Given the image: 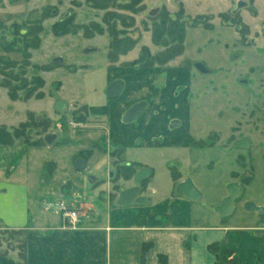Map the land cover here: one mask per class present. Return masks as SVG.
<instances>
[{
  "label": "crops",
  "instance_id": "obj_1",
  "mask_svg": "<svg viewBox=\"0 0 264 264\" xmlns=\"http://www.w3.org/2000/svg\"><path fill=\"white\" fill-rule=\"evenodd\" d=\"M190 1L180 0L185 16H208L209 25L213 24L215 12L219 14L227 9L234 14L239 9L229 10L225 4L227 0H197L205 12L190 15ZM166 2L171 4L170 0ZM183 45L185 49L184 40ZM182 53L174 59H181L185 55ZM107 69L104 86L114 79H121L124 83L121 93L115 98L107 97L102 105L83 103L106 107V113L95 114L103 118L101 123L94 129H87L73 126L84 125L74 117V123L68 120L70 130L103 133L112 145L108 151V163L111 170H115V179L110 174L107 197L102 198L104 204L95 202L94 205L72 196L73 186L65 179L64 168L59 167L53 158H46L44 149L51 148L60 139L61 125H56L54 132L36 133L34 138L28 134L29 143L18 140L0 143V264H264V211L242 208L247 200L263 208L264 203L256 201L253 196H242L253 167L251 159L247 162L242 154L248 148L235 146L238 140L245 138L234 137L235 129L241 124V108L236 113L239 118L230 125L228 133L222 136L218 127H210L209 132L213 133L209 141L193 138L187 128L188 106L191 104L187 92L199 86V73L204 74L205 69L201 71L197 66L192 67L187 60L175 65L131 68L108 66L107 63ZM56 100L64 102L63 109L67 101L62 97L50 99L54 102V109L61 112L63 109L55 108ZM141 101L145 102L144 108L132 121H124L126 111ZM250 117L251 110L248 116L243 112L244 125L250 124ZM24 121L22 118L18 122ZM0 126L10 130L17 127V123L8 125L0 120ZM139 136L145 145L189 151L183 155L179 153L180 165L175 175L169 168L171 166L166 165L163 191L157 198L158 191L152 186L158 175L152 165L153 156L128 162L122 155L123 145L137 144ZM190 143L195 144L196 150L191 149ZM214 147L233 151L238 162V169H232L222 185L206 182L207 172L201 167V158L193 153ZM157 154L161 152L157 151ZM84 160L86 167L87 161ZM119 166H134V172L125 179L116 170ZM75 168L78 169L76 162ZM142 168L148 170L147 175L135 181V174ZM117 178L125 185L114 191L111 182ZM186 179L197 191L196 198L177 192L178 184ZM90 180L94 182V178ZM230 182L238 183L241 192L233 201L231 212L223 215L215 207L227 195ZM134 185L139 186L138 196L147 197L148 201L117 205L118 193ZM50 203H62L77 210L80 218L77 226L68 227L61 212ZM236 209L240 210L236 214L237 220L232 216ZM257 230L261 232L256 233ZM22 244L24 252L21 255Z\"/></svg>",
  "mask_w": 264,
  "mask_h": 264
},
{
  "label": "rangeland",
  "instance_id": "obj_2",
  "mask_svg": "<svg viewBox=\"0 0 264 264\" xmlns=\"http://www.w3.org/2000/svg\"><path fill=\"white\" fill-rule=\"evenodd\" d=\"M165 1L143 0L144 8L132 13L115 7L100 9L87 0H0V120L8 125L17 123L18 126V121L22 118L28 121V116L32 115L37 120L36 117L39 116L38 120L42 119L44 124L25 130L32 134L31 138L36 133L54 132L61 125L63 133L60 139L51 148L44 149L47 152L46 158H53L59 167L64 168L65 179L73 186L70 194L76 195L81 201L88 200L94 205L95 202L104 204L102 198L107 197L105 194L109 190L110 174H113V178L115 174V170H111L108 163V151L112 145H109L103 133L76 128L70 130L68 120L74 123L73 117L79 114L78 108L83 103H106L104 84L108 73L107 63L108 66H125L139 55L143 45L148 46L152 53L161 49L152 43L151 16L162 6L170 13H176L182 6L180 0H170L171 4L164 3ZM234 1L227 0L225 4L231 11L239 8L236 13L227 12L226 7V12H215L212 25H188L183 51L187 59L184 55L181 59H172L165 65L180 64L187 60L192 67L196 68L197 64H201L205 69L204 74L199 73V86L190 88L187 92V98L191 102L188 106L187 128L193 138L209 141L213 133L209 132L210 127H218L223 136L230 131V125L235 119L239 118L236 113L242 110V125L235 129L234 137L248 139V150L242 151V154L246 156L247 162L251 159L253 167L242 196H253L256 201L264 203V0H242L246 5ZM237 4L241 6L238 7ZM188 6L190 15L205 12L202 3L197 0H191ZM112 10L127 18L124 23L126 26L116 21L118 29L126 27L127 35L137 41L132 49L119 55L114 61L107 58L110 40L108 34L96 33L91 28V23H98L105 30L102 17ZM196 16L199 15L188 18ZM66 17L71 18L77 27L66 34H54L52 26ZM183 17H186L184 10ZM205 17L208 22V16ZM36 18H41L39 24L42 30L34 40L29 37V29L38 25ZM87 48L96 50L85 52ZM56 58H60L61 62L54 61ZM8 62L13 64L8 65ZM14 77L18 79L13 80ZM34 77L42 78L43 85L38 87ZM5 80L18 85L15 87V100L10 99L7 88L2 86ZM27 90L33 92L26 97ZM38 92L41 97L37 96ZM56 97L67 101L66 108L61 112L54 109V100L50 101ZM250 110V124L244 125L243 112L244 116H248ZM101 119L103 118L98 115L86 114L85 126L83 123L73 126L94 129L93 127L101 123ZM123 146L122 155L128 162L142 156H153L152 165L158 174L152 183L158 191L155 198L163 191L161 187L165 182L163 173L166 165L171 166L169 168L175 175L174 172L180 165L179 153L183 155L189 152L182 148L145 145L142 136L137 139V144ZM191 147L196 150L194 143ZM157 151L161 154L158 155ZM193 153L201 158V167L207 172L208 183L217 182L222 185L229 177V172L238 169L233 151L214 147L205 148L201 153ZM78 158L87 161V166L82 170L75 168ZM116 170L119 172L118 167ZM92 178L94 182L91 183ZM122 185L125 183L117 178L111 182V189L117 191ZM114 196L115 192L111 197ZM238 211L240 210L236 209L232 214L235 220L238 219Z\"/></svg>",
  "mask_w": 264,
  "mask_h": 264
},
{
  "label": "trees",
  "instance_id": "obj_3",
  "mask_svg": "<svg viewBox=\"0 0 264 264\" xmlns=\"http://www.w3.org/2000/svg\"><path fill=\"white\" fill-rule=\"evenodd\" d=\"M92 3L94 7L100 9H107L109 7H115L127 10L132 13H137L144 8L143 0H124V2H120L118 0H87ZM182 6H180L179 10L176 13H170L165 7H161L157 10V13H154L151 16V26L150 31L152 35V43L155 46L160 47L156 53H152L148 46L143 45L140 48L139 55L133 59L131 62L125 64V66L130 67H152L154 65L163 66L168 61L174 59L176 56L180 55L184 50L183 40L185 34L186 26H196V25H204L209 26L206 22V17L199 15L195 18H186L183 17ZM41 18H36L35 22L38 25H33L29 29V37L30 39L36 38L37 34L42 30V26L39 24ZM102 21L105 24V30L102 25L98 23H91V28L96 33H104L106 32L109 36L108 42V52L107 58L111 61H114L118 58L119 55H123L127 53L128 50L132 49L135 44H137L136 39L127 35L125 32V28L118 29L117 22L119 21L122 26H126L124 23L127 22L126 16L124 14L116 12L115 10L106 12ZM132 22V19H131ZM132 24H127V26H131ZM77 27L73 20L69 17H66L63 20L56 22L52 28L53 32L56 35L66 34L72 30V28ZM31 42V41H30ZM32 44V43H30ZM33 45V44H32ZM6 63V62H4ZM13 64L8 62V65ZM13 80H17L18 77L12 78ZM11 79V80H12ZM37 86L43 85V80L40 77H34L33 79ZM2 86L7 88L8 95L10 99L15 100L17 98L16 88L18 85H13L12 82L5 80L2 82ZM33 90H27L26 97L30 95ZM38 97H41V93H37ZM79 114L74 115V119L79 122L86 121V114H104L106 113L105 106H85L82 105L78 108ZM43 120H35L32 115L28 116V121H24L20 123L17 127L12 129H7L4 126H0V143H13L15 140L22 141L24 143H29V136L25 130L28 127H37L41 126ZM119 173L123 174L125 179L129 178L134 172V166H119ZM24 248V244L20 245L21 255Z\"/></svg>",
  "mask_w": 264,
  "mask_h": 264
},
{
  "label": "water",
  "instance_id": "obj_4",
  "mask_svg": "<svg viewBox=\"0 0 264 264\" xmlns=\"http://www.w3.org/2000/svg\"><path fill=\"white\" fill-rule=\"evenodd\" d=\"M90 50H96V48H87L85 50V52H88ZM54 61L56 62H61L60 58H56ZM198 69H200L201 71L204 70V68L202 67L201 64H197L196 65ZM123 81L121 79H114L112 81H110L105 89H104V93L107 97L109 98H115L116 96H118L122 89H123ZM65 104L62 100H56L55 102V108L57 110H62L64 108ZM145 106V102L141 101L138 102L136 104H134L133 106H131L125 113L123 120L124 121H132L138 114V112L140 110H142ZM236 147H248V139L247 138H242L240 140H238L235 143ZM76 166L78 169L82 170L85 167V163L84 161L79 158L76 161ZM148 170L146 168H142L141 170H139L135 176H134V180L138 181L141 177L147 175ZM177 192L180 194H183L189 198H196L197 197V191L195 190V188L193 187V185L191 184V181L189 179L184 180L183 182H180L177 186ZM241 192L240 186L238 183L236 182H230L227 184V195L224 196L219 204L215 207V210L220 213V214H228L231 212V210L233 209V201L239 197ZM139 193V186L134 185L132 187H128L125 188L123 190H121L118 193V196L116 198V204L119 206H125V205H129L132 203H144L148 201L147 197L144 196H138ZM243 208L245 210H254L256 212H263L264 208L262 206H258L255 203H253L252 201H246L243 204ZM261 230H257L256 233H260Z\"/></svg>",
  "mask_w": 264,
  "mask_h": 264
},
{
  "label": "built area",
  "instance_id": "obj_5",
  "mask_svg": "<svg viewBox=\"0 0 264 264\" xmlns=\"http://www.w3.org/2000/svg\"><path fill=\"white\" fill-rule=\"evenodd\" d=\"M50 206L57 208L61 212V216L65 219L67 226L75 228L79 223V212L75 209L68 208L62 203H50Z\"/></svg>",
  "mask_w": 264,
  "mask_h": 264
}]
</instances>
